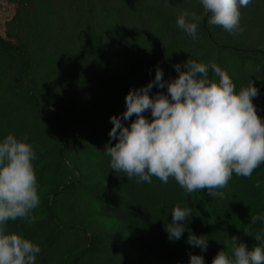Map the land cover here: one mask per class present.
<instances>
[{
    "label": "trees",
    "instance_id": "obj_1",
    "mask_svg": "<svg viewBox=\"0 0 264 264\" xmlns=\"http://www.w3.org/2000/svg\"><path fill=\"white\" fill-rule=\"evenodd\" d=\"M14 1L16 15L0 29V142L13 134L33 145L40 204L34 221L6 229L41 247L36 264H190L191 255L212 264L233 236L257 245L243 230L264 215V164L250 178L233 174L218 189L224 197L213 198L173 178L129 180L105 150L117 142L110 118L126 111L129 91L154 80L157 66L165 81L178 78L174 66L190 58L215 62L237 91L253 81L264 118V0L240 9L237 34L209 25L200 0ZM185 10L200 17L195 40L177 26ZM245 64L256 66L251 74ZM158 91L166 89L151 95ZM176 205L192 212L182 238L170 241ZM261 228L264 221L252 231ZM189 231L207 237L206 251L187 243Z\"/></svg>",
    "mask_w": 264,
    "mask_h": 264
},
{
    "label": "clouds",
    "instance_id": "obj_2",
    "mask_svg": "<svg viewBox=\"0 0 264 264\" xmlns=\"http://www.w3.org/2000/svg\"><path fill=\"white\" fill-rule=\"evenodd\" d=\"M169 0H165L167 4ZM208 24L230 34L242 33L241 11L251 0H200ZM200 17L187 10L176 23L193 40L197 39ZM178 78L164 80L157 66L155 79L127 94L126 111L112 116L109 136L117 141L105 153L114 172H123L137 183H163L173 178L186 193L207 191L223 198L233 174L250 178L264 164V118L253 103L259 89L250 81L238 91L227 71L215 62L189 59L174 66ZM210 70L212 76L210 77ZM259 70V69H258ZM158 91L151 95L153 88ZM150 112V118L145 113ZM135 116V120H132ZM126 121H131L126 124ZM7 135L0 142V264H36L41 247L22 234H9L7 223L18 218L31 223V213L40 204L33 145ZM192 209L176 205L172 222L165 231L170 241H178L186 230ZM264 215L250 217L243 232L258 242L251 250L239 237H231L212 264H264V228L252 231ZM189 245L206 251L207 237L189 231ZM190 264H205L202 255H191Z\"/></svg>",
    "mask_w": 264,
    "mask_h": 264
},
{
    "label": "rangeland",
    "instance_id": "obj_3",
    "mask_svg": "<svg viewBox=\"0 0 264 264\" xmlns=\"http://www.w3.org/2000/svg\"><path fill=\"white\" fill-rule=\"evenodd\" d=\"M18 5L15 3L14 0H0V29L5 30V26H7V24L11 23L13 18L16 15V10H17ZM200 47L201 49H204L205 45L204 43H202V41L200 42ZM257 64V63H254ZM259 64H257L258 66ZM256 66H254L253 68H255ZM250 65L245 64L244 67L242 68L244 71H246L245 73L247 74H251L252 73V69H253ZM258 74V69H255V72L253 70V75H257ZM2 74L0 73V78H1Z\"/></svg>",
    "mask_w": 264,
    "mask_h": 264
}]
</instances>
